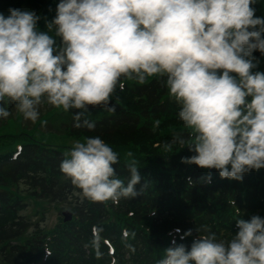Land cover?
<instances>
[{"label":"clouds","instance_id":"9594fccd","mask_svg":"<svg viewBox=\"0 0 264 264\" xmlns=\"http://www.w3.org/2000/svg\"><path fill=\"white\" fill-rule=\"evenodd\" d=\"M255 3L59 0L43 31L34 10L9 8L7 17L0 13V119L11 106L35 123L46 100L77 110L74 126L92 131L95 122L84 118L90 107L113 112L110 97L125 80L158 77L190 130L173 141L194 153L181 163L242 181L264 169V71H253L260 62L254 53L264 57V17L255 15ZM66 155L61 172L92 202L118 205L140 194L136 161L125 165L127 183L117 178L118 154L101 137L77 141ZM201 179L211 183V173ZM236 226L230 240L197 226L190 249L173 241L158 264H264V218L237 219Z\"/></svg>","mask_w":264,"mask_h":264},{"label":"trees","instance_id":"16d2710c","mask_svg":"<svg viewBox=\"0 0 264 264\" xmlns=\"http://www.w3.org/2000/svg\"><path fill=\"white\" fill-rule=\"evenodd\" d=\"M58 3L0 0V13L7 17L9 8L34 10L41 16L38 29L43 31L55 16ZM253 7L257 17H264V0H256ZM254 56L260 62L253 71H264V57L259 52ZM108 107L115 110L99 106L84 113V118L95 122L92 131L74 126L75 112L62 128L74 138L101 137L118 154L120 162L113 167L125 183L130 178L125 165L135 160L141 177L135 187L140 194L121 199L118 205L111 200L92 202L60 170L71 149L32 140L22 143V150L13 157L15 149H7L11 137L0 134L1 264H158L168 247L183 244L190 249L197 226H206L217 239L230 240L238 232L237 219L264 218V169L237 181L221 179L215 169L181 163L183 157L194 153L187 144L173 141L187 138L190 130L178 119L179 108L163 79L149 77L144 84L125 80L124 89H116ZM13 109L10 106L11 113ZM11 116L0 119V126ZM156 120L160 121L158 127ZM209 173L211 183H204L201 178ZM20 184L24 185L21 191ZM29 198L68 203L73 218L67 223L59 218L51 231L36 225L29 233V222L21 215ZM190 229L192 235L181 239ZM105 240L114 248L112 255Z\"/></svg>","mask_w":264,"mask_h":264},{"label":"rangeland","instance_id":"374dc122","mask_svg":"<svg viewBox=\"0 0 264 264\" xmlns=\"http://www.w3.org/2000/svg\"><path fill=\"white\" fill-rule=\"evenodd\" d=\"M39 111L40 117L33 123L25 120L15 109L13 110L10 120L0 126V134L11 137L7 142V149H14L17 145L33 140L54 148L69 150L77 141H84L83 138L67 135L62 128L72 111L64 112L62 108L57 109L48 104L46 100L40 106ZM69 152L70 150L67 153ZM23 188L24 185L20 184L19 190ZM26 204L21 215L29 222V233H32L36 225L42 231H51L58 224L61 212L66 209L70 210L68 203L53 204L44 200L40 202L29 200Z\"/></svg>","mask_w":264,"mask_h":264},{"label":"water","instance_id":"95a60500","mask_svg":"<svg viewBox=\"0 0 264 264\" xmlns=\"http://www.w3.org/2000/svg\"><path fill=\"white\" fill-rule=\"evenodd\" d=\"M63 215L66 217V218H65L66 220L64 219L65 221H67V220L70 219V213H68V212H64ZM67 217H68V218H67Z\"/></svg>","mask_w":264,"mask_h":264}]
</instances>
